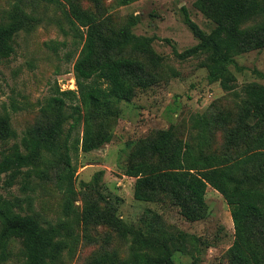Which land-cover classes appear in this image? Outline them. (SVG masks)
I'll return each instance as SVG.
<instances>
[{
    "label": "rangeland",
    "instance_id": "374dc122",
    "mask_svg": "<svg viewBox=\"0 0 264 264\" xmlns=\"http://www.w3.org/2000/svg\"><path fill=\"white\" fill-rule=\"evenodd\" d=\"M196 1L136 0L121 4L118 0H64L57 5L43 0H0V23L6 21L5 12L15 4L40 17L33 29H22L15 36V52L0 63V114H10L16 132V137L0 142V159L1 150L20 144L29 129L53 121V112H45L43 106L57 86L61 90L76 89L74 63L82 40L66 14L71 4L93 13L106 37L129 26L134 34L154 39L152 55L128 47L111 51L107 57L142 62L144 80L134 84L130 99L111 107L113 113L105 119L104 127L112 132V141L91 152L73 155L79 166L74 194L67 195L60 188V168L56 166L48 168L43 177L32 174L27 189L22 186L21 176L8 185V177L2 175L0 193L24 198L20 209L23 213L36 214L41 221H63L71 227L72 250L65 252L60 264H92L97 255L106 252L125 259L131 242L121 234V228L138 231L149 225L172 232L179 242V249L170 245L167 250H151L161 264H233L230 248L235 238L234 222L221 193L209 187L205 204L195 205L191 219L168 194H158L155 201L136 200V178L125 172L126 166L151 159L141 158L136 152L163 130L171 131L173 142L197 148L199 130L194 123L200 117L210 120L208 144L204 147L208 154L239 157L257 136L254 133L244 143L228 141L237 125L238 98L223 90L216 78L217 69L207 62L206 55H179L198 42L183 19V6L203 29L210 31L213 26L196 7ZM153 56L159 63L152 60ZM235 59L236 64L230 68L237 77L240 97H245L243 88L247 84L264 85V48L242 51ZM70 123L65 124L58 139L61 152ZM47 156L55 157L50 153ZM258 187L264 191V184ZM86 211L92 212L88 221L84 220ZM108 215L114 223L102 220ZM12 246L14 251L20 249L18 242Z\"/></svg>",
    "mask_w": 264,
    "mask_h": 264
},
{
    "label": "trees",
    "instance_id": "16d2710c",
    "mask_svg": "<svg viewBox=\"0 0 264 264\" xmlns=\"http://www.w3.org/2000/svg\"><path fill=\"white\" fill-rule=\"evenodd\" d=\"M43 1L57 5L64 2ZM118 1L128 4L136 0ZM195 5L213 26L206 31L183 6V19L198 42L179 55L182 58L206 55L207 62L217 69L216 78L223 90L238 98L237 125L230 131L228 141L244 143L254 133L257 136L239 157L208 154L204 147L208 144L210 120L200 117L194 123L199 130L197 148L173 142L171 131L163 130L136 152L137 156L152 160L137 161L126 166L125 172L136 178V200L155 201L158 194H168L191 219L195 216V205L205 204L207 189L217 190L229 205L234 222L235 238L230 248L233 264H264V191L258 187L264 184V85L247 84L243 88L245 97H240L237 77L230 68L236 64L235 56L240 52L264 48V0H197ZM66 14L82 40L74 63L76 89L61 90L57 86L56 93L47 98L43 106L45 112H53V121L29 129L20 144L1 150L0 180L6 174V184L11 185L21 176L22 186L27 189L32 174L43 177L48 168L56 166L60 168V188L72 195L79 168L73 155L91 152L112 141V132L104 127L105 119L113 113L111 107L130 99L134 84H142L144 80L142 62L107 57L111 51L128 47L152 55L154 39L134 34L129 26L106 37L93 13L77 4H71ZM5 15L6 21L0 23V63L15 52V36L40 22V17L28 13L19 4ZM99 48L103 50L98 51ZM152 60L159 63L155 56ZM69 107L71 111L68 112ZM70 120L61 152L58 139ZM13 137L16 132L10 114H0V142L5 143ZM47 153L54 155V159ZM24 201V198H10L0 193V264H60L65 252L72 250L71 227L63 221H41L36 214L23 213L20 209ZM91 214L86 211L84 220H90ZM101 218L114 223L111 215ZM120 232L131 242L129 256L122 259L106 252L97 255L92 264H161L151 250H167L170 245L179 249L178 239L172 232L153 225L138 231L121 228ZM14 242L20 244L18 251L13 249Z\"/></svg>",
    "mask_w": 264,
    "mask_h": 264
}]
</instances>
